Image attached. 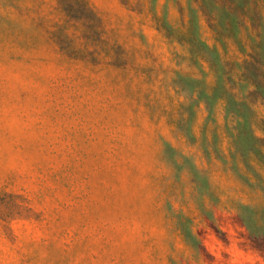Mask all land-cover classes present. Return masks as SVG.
Wrapping results in <instances>:
<instances>
[{
	"label": "rangeland",
	"instance_id": "1",
	"mask_svg": "<svg viewBox=\"0 0 264 264\" xmlns=\"http://www.w3.org/2000/svg\"><path fill=\"white\" fill-rule=\"evenodd\" d=\"M0 264H264V0H0Z\"/></svg>",
	"mask_w": 264,
	"mask_h": 264
}]
</instances>
